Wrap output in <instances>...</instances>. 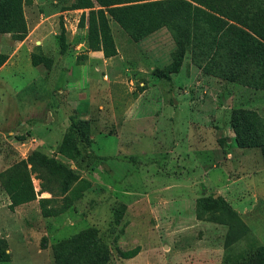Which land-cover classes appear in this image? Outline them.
<instances>
[{
  "label": "rangeland",
  "instance_id": "374dc122",
  "mask_svg": "<svg viewBox=\"0 0 264 264\" xmlns=\"http://www.w3.org/2000/svg\"><path fill=\"white\" fill-rule=\"evenodd\" d=\"M72 1L22 3L33 33L0 71V264H246L264 244V137L233 138L264 131L262 78L237 60L234 80L203 72L190 52L169 79L156 77L174 49L164 27L134 39L109 20L115 55H93L79 26L87 10L63 9ZM13 36L0 34L7 56ZM32 52L51 58L52 72L34 68ZM79 119L90 134L63 157L56 146ZM32 149L77 174L65 193L59 176L26 160ZM18 171L35 197L9 210L4 186ZM135 245L133 257L118 255Z\"/></svg>",
  "mask_w": 264,
  "mask_h": 264
},
{
  "label": "trees",
  "instance_id": "16d2710c",
  "mask_svg": "<svg viewBox=\"0 0 264 264\" xmlns=\"http://www.w3.org/2000/svg\"><path fill=\"white\" fill-rule=\"evenodd\" d=\"M24 2L28 0H0L3 6L0 13V34L12 33L14 40H21L25 36L26 25L21 5ZM63 9L87 10L86 14L80 16L79 26H84V22L86 24L87 48L101 51L104 57L115 55L109 20L134 39H140L164 27L173 41L174 49L170 52L171 59L164 70L153 69L156 77L169 79L170 74L179 71L185 53L190 52L191 60L203 72L227 80H234L240 75L234 68L237 60L243 73L246 70L252 73V77L255 74L262 78L264 88V0H73ZM213 46L214 51L210 53L209 49ZM58 47L61 53L66 49L64 29L60 22ZM217 55L220 59L216 58ZM6 59L7 55L0 52V65ZM51 62V58L39 52L30 54L33 66L41 64L48 70ZM254 130L258 131L256 128ZM89 134L88 121L77 120L75 126L62 135L56 146L57 153L72 158L77 140H86ZM234 134L233 139L238 146H262L259 139L264 137V131H258L254 135L247 134V138L239 130H235ZM262 157L264 161V145ZM26 160L43 168L50 175L59 176L62 193L78 178L68 166L37 149H32ZM4 190L10 200L7 205L9 210L35 197L30 179L24 171H18L15 176L10 177L5 182ZM64 200L67 198L64 197ZM214 200L231 208L220 197ZM42 201L46 200L41 199L40 202ZM123 208L122 206L121 210ZM41 212L44 216L52 214L51 210L44 207ZM84 238L88 246L92 244L91 234L84 235ZM85 246L83 243L82 247ZM138 250L139 246L135 245L119 251L118 255L127 259L136 255ZM3 254L4 251L0 249V257ZM248 258L246 264H264V244L257 246Z\"/></svg>",
  "mask_w": 264,
  "mask_h": 264
},
{
  "label": "crops",
  "instance_id": "0c3cea01",
  "mask_svg": "<svg viewBox=\"0 0 264 264\" xmlns=\"http://www.w3.org/2000/svg\"><path fill=\"white\" fill-rule=\"evenodd\" d=\"M65 11H68V10H65ZM33 33V29L32 30H29L28 31V34L23 38V39H21L20 41H15L16 43H15V47H14V50H13V52L12 53H10L8 56H7V59L5 60V62L3 63V64H1L0 65V71H2L3 70V68L6 66V65H11V67H13V65H16V61H17V59L16 58H14V53L18 50V48H24V49H27L28 48V46H27V42H28V38L30 37V35ZM40 39V41H39V44H40V47H41V49H43V42H41L42 40H41V37L39 38ZM26 47V48H25ZM94 53H96V54H94ZM99 52L98 51H94V52H92V54L93 55H99L98 54ZM95 57H99V56H95ZM95 60H99V59H95ZM29 61V63H30V60H28ZM27 61V62H28ZM52 63V62H51ZM31 64V63H30ZM32 65V64H31ZM52 65V64H51ZM50 65V67H49V69L48 70H50V72H52L51 70L52 69H54V67H52ZM33 66V65H32ZM37 65H35V66H33L34 68H37V69H41V68H38V67H36ZM43 66V65H42ZM51 68V69H50ZM47 70V71H48ZM39 71H41V70H39ZM4 103V102H3ZM3 103H2V101H0V106H2L3 105ZM15 105H14V102L12 103L11 102V107H14ZM11 107H10V109H11ZM2 109H4V110H6L7 108H4V107H2ZM226 202L229 204V202L226 200ZM230 205V204H229ZM230 207H231V205H230Z\"/></svg>",
  "mask_w": 264,
  "mask_h": 264
}]
</instances>
